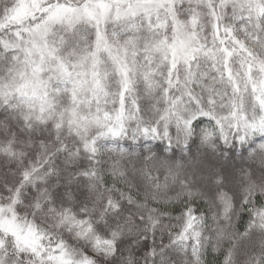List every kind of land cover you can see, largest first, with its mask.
Here are the masks:
<instances>
[{"label":"snow or ice","instance_id":"obj_1","mask_svg":"<svg viewBox=\"0 0 264 264\" xmlns=\"http://www.w3.org/2000/svg\"><path fill=\"white\" fill-rule=\"evenodd\" d=\"M0 264H264V0H0Z\"/></svg>","mask_w":264,"mask_h":264}]
</instances>
